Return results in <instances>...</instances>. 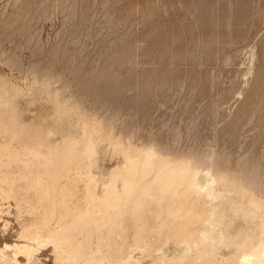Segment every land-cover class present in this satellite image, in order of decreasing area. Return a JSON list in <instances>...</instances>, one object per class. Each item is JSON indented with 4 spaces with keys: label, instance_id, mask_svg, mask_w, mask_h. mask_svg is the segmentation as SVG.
<instances>
[{
    "label": "rangeland",
    "instance_id": "obj_1",
    "mask_svg": "<svg viewBox=\"0 0 264 264\" xmlns=\"http://www.w3.org/2000/svg\"><path fill=\"white\" fill-rule=\"evenodd\" d=\"M1 81L23 92L12 93L23 115L13 96L0 109L14 134L16 119L33 122L22 141L54 140L68 124L80 137L82 121L98 119L104 135L259 177L264 194V0H0ZM62 101L77 107L72 116L57 113ZM13 136L0 141L17 148ZM100 141L97 168L106 171L122 156ZM1 202L3 245L29 215L14 198ZM40 254L55 264L50 246Z\"/></svg>",
    "mask_w": 264,
    "mask_h": 264
},
{
    "label": "bare ground",
    "instance_id": "obj_2",
    "mask_svg": "<svg viewBox=\"0 0 264 264\" xmlns=\"http://www.w3.org/2000/svg\"><path fill=\"white\" fill-rule=\"evenodd\" d=\"M17 86L1 81L0 109L12 93L21 95ZM67 103L54 104V110L58 105L57 113L72 116L77 107L73 112ZM14 108L23 115L16 98ZM1 112L0 131L15 135L12 141L20 145L0 141V200L14 198L29 217L19 216L16 241L0 245V264H47L40 252L48 246L55 264H264V194L257 169L256 182L253 175L222 172L207 160L163 152L155 142L106 136L92 116L93 122L81 120L80 137L68 124L54 140L36 134L22 141L21 130L33 122L16 119L14 134V119L2 121ZM101 139L122 156L106 171L97 168ZM1 201L3 220L9 208Z\"/></svg>",
    "mask_w": 264,
    "mask_h": 264
}]
</instances>
